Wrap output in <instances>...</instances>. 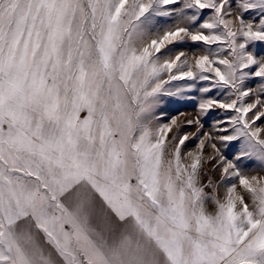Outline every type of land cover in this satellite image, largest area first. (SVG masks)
I'll list each match as a JSON object with an SVG mask.
<instances>
[{
  "label": "snow or ice",
  "instance_id": "6c2138e0",
  "mask_svg": "<svg viewBox=\"0 0 264 264\" xmlns=\"http://www.w3.org/2000/svg\"><path fill=\"white\" fill-rule=\"evenodd\" d=\"M187 41L206 48L166 55ZM259 45L264 0H0V264H264V175L242 168H264ZM175 80L222 97L192 138L234 113L196 151L158 123Z\"/></svg>",
  "mask_w": 264,
  "mask_h": 264
},
{
  "label": "rangeland",
  "instance_id": "374dc122",
  "mask_svg": "<svg viewBox=\"0 0 264 264\" xmlns=\"http://www.w3.org/2000/svg\"><path fill=\"white\" fill-rule=\"evenodd\" d=\"M235 7V4H233ZM251 14L246 15V19H251ZM171 23V21H168ZM165 22L161 21L159 27H164ZM171 48V52L166 53V55L174 56L179 52H184L186 56L191 60V58L195 55H199L203 53L206 46L202 43H192L191 41H187L182 44H174L169 46ZM215 47V46H213ZM257 53L264 52V45L257 46ZM167 78L166 76L164 77ZM192 81L187 80H175L171 83L165 85L166 89H169L173 92L176 91L177 88L184 89L183 93L178 96H167L162 95L161 100L162 104L156 109L157 114L164 113V116L158 123H170L171 119L175 117L177 119V125L173 127V132L169 134V137L172 135H184L189 134L190 139L186 141L183 151L186 153L188 151H196L197 145L199 143V139L203 138L204 132H212L213 131V123L217 120L224 119L228 115H232L234 113H227L224 110L213 109L207 115L202 116L201 120L204 124V128L197 135L196 138H192L191 134L196 133L197 125L192 124L188 125L186 122L189 119H195L199 114V104L202 100L208 99L210 97H216V92L213 91L211 93H202L199 91L201 87L209 86L208 81H196L195 87L189 89L188 85L192 84ZM259 84V79H253L246 82V87L256 88ZM222 98V97H216ZM251 99H255L252 97ZM182 114V115H181ZM221 145L218 143V147ZM171 146H169V150ZM225 154L232 157L235 149L229 148L224 150ZM212 149L207 148L206 154H210ZM242 168L246 172L247 175H264V168L259 165V162L256 161H245L242 163ZM209 182L211 185L220 184V171L218 169H214L211 163L205 164V166L201 169L200 172V183L205 186V192L211 194L213 192V187L209 186ZM238 183V181H236ZM241 190V189H238ZM242 191V190H241ZM224 187L219 188V196H223ZM247 199V197H246ZM209 211L214 210V203L209 201L207 204Z\"/></svg>",
  "mask_w": 264,
  "mask_h": 264
}]
</instances>
